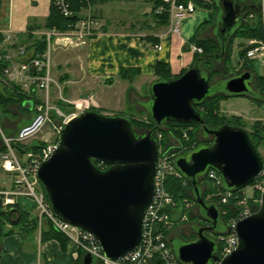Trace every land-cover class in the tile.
Here are the masks:
<instances>
[{
    "label": "water",
    "instance_id": "95a60500",
    "mask_svg": "<svg viewBox=\"0 0 264 264\" xmlns=\"http://www.w3.org/2000/svg\"><path fill=\"white\" fill-rule=\"evenodd\" d=\"M212 3L217 18L215 39L220 50L213 57L219 59L247 7L236 0ZM197 63L177 79L153 81L143 108L155 126L169 121L198 125L212 139L210 145L192 149L173 162L189 181L200 216L210 222L206 228L193 226L195 239L173 252L180 264H212L217 260L216 242L204 231L217 229L220 212L214 203L203 200L197 178L213 169L224 189L233 192L250 186L263 169L247 130L232 125L210 129L192 105L220 92L252 97L255 89L249 86L253 82L251 71L212 85ZM28 105L23 104L30 110ZM156 160L154 129L138 135L128 117L84 111L63 127L55 150L39 165L35 178L53 215L90 232L104 257L115 260L140 242L143 215L154 193ZM95 163L107 168L101 169ZM261 200L257 212L237 222L238 245L220 264H264V192ZM13 211L16 210H10ZM92 263L91 256L84 254L81 264Z\"/></svg>",
    "mask_w": 264,
    "mask_h": 264
},
{
    "label": "built area",
    "instance_id": "2783aa9c",
    "mask_svg": "<svg viewBox=\"0 0 264 264\" xmlns=\"http://www.w3.org/2000/svg\"><path fill=\"white\" fill-rule=\"evenodd\" d=\"M81 5V13L78 22L66 32L56 29L45 31L44 36L46 49L42 53L25 61V47L17 45L14 47V53H0V83L7 89L18 88L24 93L33 110V117L30 122L23 125L13 137H7L0 134V168L13 175L12 187L9 190L0 191V201L3 207L15 205L18 197H25L33 201L38 212V227L42 220L47 219L53 228L69 239L80 251L91 256L98 264H180L175 258L167 241L165 233L170 232L174 224L186 221L187 216L181 215L179 219L174 218L177 204L174 198L166 192L165 182L169 177L181 180L182 175L175 168L173 162L178 154L192 150L195 143L190 145L172 146L171 144H162V133H155L157 141V160L154 174V193L152 200L146 208L141 228V238L139 244L123 257L111 260L104 257L100 245L96 238L88 231L66 223L56 218L45 199L41 190L36 191L38 186L35 174L39 165L46 161L57 146V140L63 127L79 113L88 110L91 107L90 100L86 98L70 100L63 96L61 83L52 75L49 45L54 38L75 37L78 40L91 39L95 35L97 20L92 14L91 0H75ZM163 4L169 5V32L172 35H178L181 29V20L196 11L195 4L188 0L185 4L178 3L177 0H159ZM201 3H208L210 0H198ZM55 9L64 18L73 15L71 2L69 0H52ZM260 16L264 29V0L260 1ZM163 12L159 7L155 13ZM251 17V15L249 16ZM3 39L14 44V33L7 29L0 30ZM71 42H67L69 45ZM64 43V44H67ZM247 45H255L246 51V58L249 60L261 59L264 57V44L257 43L254 40H248ZM161 50L160 46L155 47ZM192 54H200L201 48L194 44L189 46ZM46 125H50L51 134L57 140L43 141L45 145L38 153H27L26 168L21 166L13 149L12 144L20 146L26 145L29 139L38 134ZM182 137L187 140V135L183 132ZM175 141V140H174ZM204 178L212 184L217 190L218 195L223 197L222 201L232 196L231 192H223L222 182L216 171L208 169ZM264 166L259 177L252 185L254 192L259 194V198L253 199V206H249L245 189L241 191V205L235 216L231 217L225 226L222 235L216 236V242L219 246L216 256L217 260L212 264H220L221 261L230 255L238 245L236 234L237 222L255 213L261 205V194L264 192ZM185 208H189V203L185 202Z\"/></svg>",
    "mask_w": 264,
    "mask_h": 264
},
{
    "label": "crops",
    "instance_id": "0c3cea01",
    "mask_svg": "<svg viewBox=\"0 0 264 264\" xmlns=\"http://www.w3.org/2000/svg\"><path fill=\"white\" fill-rule=\"evenodd\" d=\"M4 1L1 0L0 8ZM154 1L156 0H111L91 4L92 14L97 17L99 24L95 36L78 42L74 40L71 45L64 44L69 49L67 52L70 53L64 58V69L60 62L52 65L49 49L52 75L63 85L64 91L67 82L80 81L88 92H92L91 100L101 109L105 97L102 89L111 88L121 79L120 69H133L137 70V75L132 82L127 81L130 88L127 87L128 91L126 88L123 89V93L127 101L131 89L135 94V100H139L137 89L133 85H142L144 82L135 81L136 78L151 77L153 82L156 79L154 67L157 62L168 64L171 74L176 76L192 63L193 54L189 51L191 44H195L199 39H215L217 18L214 8L196 5V11L181 20L180 33L172 35L169 32L170 20L167 25H161L151 15ZM6 2L7 16L0 14V30H11L14 33L12 41L14 44L6 42L0 35V53L13 54L15 45L19 44L20 39H25L29 25H43L49 15L51 0H6ZM80 13L81 10L78 16ZM45 31L47 29L39 28L32 35L45 41L42 35ZM66 31L68 30L61 32ZM24 43L26 46L30 45L26 40ZM156 46H160L161 50H157ZM121 81L126 80L121 79ZM3 87L0 83V90ZM146 97L147 102L149 96ZM81 98L87 99L81 96L77 99ZM248 100V112L244 114L248 121H245L264 122V105ZM9 106L17 109L15 105ZM236 117L244 121L243 116L236 115ZM28 119L30 122L31 118ZM4 126H9V123L4 121ZM11 187L12 178L0 190H9ZM15 205L28 214H33L36 210L33 201L25 197H18ZM10 224L12 223L8 221L3 224L5 230L10 228ZM4 232L0 229V264H81L84 254L72 242L65 250H61L59 242L54 239L41 241L39 229L31 236H22L18 233L3 235ZM92 264L96 262L93 261Z\"/></svg>",
    "mask_w": 264,
    "mask_h": 264
},
{
    "label": "trees",
    "instance_id": "16d2710c",
    "mask_svg": "<svg viewBox=\"0 0 264 264\" xmlns=\"http://www.w3.org/2000/svg\"><path fill=\"white\" fill-rule=\"evenodd\" d=\"M71 2V9L73 11V15L69 18L62 17L59 12L55 9L53 3L51 2L50 8H49V15L45 19L43 25L37 26V25H29L27 27V31L25 34V39L19 41L18 45L24 46V41L26 40L27 43H30V45H25V52H26V58L25 61L29 60L30 58L36 56L38 53H42L45 51V41L41 38H36L32 35V33L39 28L44 29H56L59 31H65L71 29L77 21H78V12L81 10V5L75 1V0H69ZM111 0H91V4L94 5L96 3H105ZM188 0H177L178 3L185 4ZM195 5L206 7V8H214V5L212 3V0L210 3H201L198 0H192ZM241 6L247 7L243 13H242V20L240 24L236 27V29L231 33V35L227 38V41L225 43V49H224V55L222 58L216 59L213 57V55L220 54L219 50V43L216 39H199L196 41L195 45L201 48L202 52L200 54L193 55L192 63L191 65L197 63L198 67L200 68V71L202 74H204L209 82L211 84V81L214 77L218 76L220 74L219 71H215L213 69L214 63H221L223 64L224 70L226 73H230V66L232 64V54L234 49V43L235 41H239L236 45L237 50V56L239 59V62H242L241 68L237 70L233 75L225 77V79L239 75L244 70H249L253 73V84L255 89V94L251 96H231L226 95L224 93H215L208 97H206L204 100H202L200 103H193L194 109L199 113L201 119L203 120L204 124L210 128L214 129L222 125H232L237 126L240 128L245 129L246 124H243V121L239 117H232V118H225L219 111V102L222 99L230 98V97H244L248 98L250 100H253L258 105H264V76H260L256 73L254 70V60H248L246 59V51L255 46V45H247L246 41L248 40H254L257 43L264 44V29L261 21L260 16V1L261 0H236ZM1 4V0H0ZM162 7L163 12L160 14H156L155 11ZM151 15L153 18L161 25H167L169 23V5L163 4L159 0H156L152 3V10ZM251 15V17H249ZM19 40V39H18ZM156 41V40H154ZM3 65L0 64V69ZM137 70L133 69H120L119 70V77L123 80H127L128 82H132V80L136 77ZM185 70H182L180 74L174 76L171 74V70L168 66V64L157 62L154 67V76L155 80L158 81H171L174 79H177L180 77ZM154 80V81H155ZM28 101V97L20 92L18 88L14 89H7L6 87H3L0 90V107L1 111L3 113H7V107L9 105H15L17 110H20V113L29 112L23 104ZM89 111H94L97 113H100L99 111L95 110V108H90ZM144 115V114H143ZM126 117V116H125ZM132 124L133 128L135 130L138 129H154V134L157 132L162 133V144L167 145L170 144V140H175V142L178 145H190L192 143H196L195 148L200 146H208L211 144V137L205 136L198 125L193 124H183L175 121H169L166 122L160 126H155L146 116V123L143 121H140L139 119L136 120L134 117H128ZM165 127V129H163ZM196 128L200 129L201 131V140H199L196 137V130L190 128ZM183 132L187 135V140L182 137ZM247 132L250 135V138L252 139L254 146L257 150L258 146L260 144H264V125L260 121H255L250 125V128L247 130ZM210 137V138H208ZM45 145L44 142H40L37 144H30L26 146L25 148L16 145V147L22 151V152H28L32 150L34 153H38L39 150ZM194 148V149H195ZM2 150V147H0V151ZM178 156V155H177ZM261 158V157H260ZM263 164L264 160L261 158ZM96 166L99 164L95 163ZM104 168H107V166H104ZM252 183L251 185H253ZM203 185H206L205 187ZM197 186L199 187V190L201 192V196L203 199H205V195L209 193H215L217 190L212 186L210 182H208L203 176H199L197 178ZM41 187V186H40ZM202 187H204V190H202ZM221 191H226L224 187L222 186ZM42 190V188H41ZM165 190L167 193H169L173 198L174 201L177 204V208H181V211H184V205L185 202L188 201L189 203H194L193 207H198V205L194 202L193 197V190L189 183V181L185 180V178L182 176L181 180L174 179L173 177H169L165 182ZM232 192V191H231ZM232 198L228 200L226 204H220V198L219 196L213 197L212 200L209 202L214 203L219 212H220V219L224 227L226 226L227 221L236 215L238 210L240 208H237L236 206V199H242L241 191H233L232 192ZM234 196H237V198H234ZM259 198L258 193H254L253 197L250 199H247V202L249 206H253V199ZM183 209V210H182ZM10 210H16L12 213ZM185 212H189L188 209L185 210ZM195 218V217H193ZM197 218L201 220H205L204 217L200 216V214L197 216ZM8 221L10 224V228L6 229L3 227V224H5ZM0 229L1 231H5L3 235H10L13 233H18L19 235H28L31 236L37 229H38V217L33 216L31 214H28L26 212H22L17 208V206H12L10 208H4L0 201ZM225 231V230H224ZM224 231H219L214 236V240L216 241V236L222 235ZM169 232L165 233V235L168 237ZM40 238L41 241H48L51 239H54L59 242L61 250H65L70 241L68 238H66L63 234L60 232H57L52 224L47 220H43L41 227H40ZM196 237V234L194 235V238ZM193 238V239H194ZM190 239L189 241L193 240ZM168 243V241H167ZM217 250L219 249L218 244L216 243Z\"/></svg>",
    "mask_w": 264,
    "mask_h": 264
},
{
    "label": "rangeland",
    "instance_id": "374dc122",
    "mask_svg": "<svg viewBox=\"0 0 264 264\" xmlns=\"http://www.w3.org/2000/svg\"><path fill=\"white\" fill-rule=\"evenodd\" d=\"M7 2L6 0L3 2V6H1L0 8V14L3 16H7ZM4 17V18H5ZM96 20L97 17L95 18ZM6 20V18H5ZM128 22V21H127ZM126 22V23H127ZM98 21H97V25L95 27V31L97 30L98 27ZM61 39V40H60ZM70 39H72L73 41L75 40L76 42H78V39L75 37H58V36H54V38L52 39L50 45H49V49H50V54H51V63L52 65L54 63L60 62L63 69L65 67L64 62V58H67L70 53H68L67 51H69V49H67L64 45V43L67 42H71ZM60 40V41H59ZM59 41V42H58ZM239 41H235L234 43V49H233V54H232V64L230 66V73H226V71L224 70L223 64L221 63H214L213 64V69L215 71H219L220 74L216 77H214L211 81L212 85H215L216 83L221 81V84L225 81V77L233 75L237 70H239L241 68V64L242 62H239L238 56H237V44ZM60 45V47L58 45ZM254 70L256 71V73L260 76H264V57H261V59H257L254 62ZM55 70L57 71V69L55 68ZM121 79H119L111 88H105L102 89L104 90V95L105 97L103 98V101L101 103V109H99L97 107V105H95V103L91 100V98H93V94L92 92H88L87 88L84 87V84H82V82H73V81H69L66 83V91H64V87L62 86L63 89V96L69 99H77L80 96L81 97H87L90 100V104L92 106V108H95V110L99 111L101 114L103 115H120V116H129V117H134L136 120H140L146 123V115L144 114V109L145 105L144 102H146L145 100L147 99L146 96H149V88L151 85V81L152 78L151 77H147V78H136L135 81L137 80H141L142 82H144L142 85H133V87H135L137 89V93H138V97L139 100H135V94L131 91H129V95L126 101L125 95L123 93V89H127L130 88L127 80L126 81H121ZM130 83V82H129ZM128 87V88H127ZM99 90V88H98ZM125 98V99H124ZM145 98V99H144ZM249 100L247 98L244 97H230V98H225L220 100L219 102V111L220 113L225 117V118H232V117H236V115H240L244 117V121L243 124H246L245 130H248L250 128V125L255 122H247L248 120L246 119L244 114H247L248 112V108H247V104H248ZM126 103V104H125ZM97 107V108H96ZM1 107H0V134H4L7 137H13L16 132L19 130L20 126L23 124H27L28 122V118H32L34 113L33 110H30L29 112L26 113H20V110L15 109L14 107H7V113H3L1 111ZM236 111V112H234ZM144 114V115H143ZM240 118V117H239ZM247 120V121H245ZM4 121H6L7 123H9V126H4ZM29 123V122H28ZM261 123L264 125V122L261 121ZM19 126V127H18ZM10 128V129H9ZM194 127L190 128L193 129ZM163 129H165V127H163ZM145 129H138L136 130V133H141L142 131H144ZM196 130V128H194V131ZM13 131V132H12ZM13 134V135H12ZM196 137L201 140V131L200 129H197L196 132ZM210 138V137H208ZM50 140H57L56 138H54V136H52L51 134V128L50 125H46L38 134H36L33 138L29 139L28 142L26 143V145L22 146V147H26L28 145H32V144H37L43 141H50ZM170 144L172 146H175L177 143L174 140H170ZM13 145V149L14 152L16 154V157L18 158L21 166L26 168V154L27 153H34L32 150L28 151V152H22L20 151L16 145L17 144H12ZM257 152L259 154V156L264 160V144H260L257 148ZM12 178V174L10 173H6L4 171H2L0 169V189L3 188L5 186V184ZM263 185H264V181ZM204 187L206 185H203ZM204 187H202V190H204ZM36 191H38L39 189H41L40 185L38 184V186L35 187ZM254 193H257L256 191L254 192V190L252 189V186H247L245 188V196L247 198H252ZM219 196L220 198V204H226L228 202V200L230 198H232L233 196H230L229 198H226L225 201L223 200V197L221 195H218L217 192L215 193H209L207 195H205V199H203L205 202H208L210 200H212L213 197ZM234 198H237V196H234ZM241 200V199H240ZM239 199H236V206L237 208H239L241 205L239 204ZM188 202V201H186ZM189 203V202H188ZM194 203H189V208H187L189 210V212H185L186 208L184 205V211H181V208H177L175 211V219H179L181 215L185 214L187 215V219L186 221H182V222H178L176 224H174L173 228L171 229L170 233L168 234V240L170 243V248L173 252L176 251V249L183 243L189 241L190 239L194 238L195 232L193 229V226H197L198 225V218L197 216L199 215V209L197 207H193ZM183 210V209H182ZM33 216H37L38 217V212L35 210V212L33 214H31ZM195 217V218H193ZM217 230L218 231H224L225 227L222 224L221 221L218 222L217 225Z\"/></svg>",
    "mask_w": 264,
    "mask_h": 264
},
{
    "label": "flooded vegetation",
    "instance_id": "af4514ba",
    "mask_svg": "<svg viewBox=\"0 0 264 264\" xmlns=\"http://www.w3.org/2000/svg\"><path fill=\"white\" fill-rule=\"evenodd\" d=\"M252 75H253V73H252ZM249 86H250V88L251 89H254V84H253V82H250V84H249ZM143 132V131H142ZM141 132V133H142ZM141 133H137L138 135H140ZM97 167H99V168H101V169H104V166L103 165H98ZM208 226H210V222H208L207 220H198V225H197V227L198 228H206V227H208ZM219 231L217 230V229H215V230H213V231H204V233L205 234H207L209 237H211V238H213L214 237V235L216 234V233H218Z\"/></svg>",
    "mask_w": 264,
    "mask_h": 264
}]
</instances>
